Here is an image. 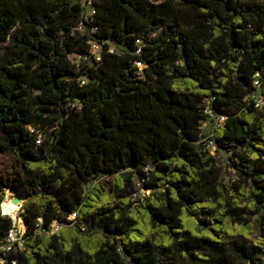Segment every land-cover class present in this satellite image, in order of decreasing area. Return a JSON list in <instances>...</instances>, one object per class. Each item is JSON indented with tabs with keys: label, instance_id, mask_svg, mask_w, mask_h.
Instances as JSON below:
<instances>
[{
	"label": "trees",
	"instance_id": "trees-1",
	"mask_svg": "<svg viewBox=\"0 0 264 264\" xmlns=\"http://www.w3.org/2000/svg\"><path fill=\"white\" fill-rule=\"evenodd\" d=\"M93 4L0 0V154L19 165L1 253L8 189L26 196L16 264H263L264 0ZM92 38L114 52L79 69Z\"/></svg>",
	"mask_w": 264,
	"mask_h": 264
},
{
	"label": "built area",
	"instance_id": "built-area-1",
	"mask_svg": "<svg viewBox=\"0 0 264 264\" xmlns=\"http://www.w3.org/2000/svg\"><path fill=\"white\" fill-rule=\"evenodd\" d=\"M85 9H86L85 13L87 17H92L94 15L95 12H94L93 0H88ZM97 30L98 29L96 27H93L91 29V32L96 33ZM104 43L106 44L107 42L106 41L101 42L96 38H92V40L90 41L89 53L85 55L74 54L71 57V61L74 64H76L79 69L83 68L85 64L89 66H94L95 64L101 63L103 54L105 52H110V53L114 52L113 47L109 48V50H106ZM108 44L110 45V43ZM138 66L140 70H142L143 65L141 63H138ZM255 78H256L254 82L255 89L252 91L249 98L255 101L256 107H259L261 105H264V91L259 81V75L257 74ZM86 82H87V78L83 77L80 83L81 85H85ZM205 115L207 116V118L203 121V125H202L201 135L203 137L201 143L204 146H206L213 154H215L218 150V146L214 138L217 130L225 125L227 117L225 115L215 114L214 111L210 108L205 110ZM215 150L216 152H214ZM53 227H54V231H57L60 227V224L58 222H55ZM24 235L25 233L24 234L15 233V230L10 232L7 245L3 248V252L5 255H3L0 251V264H16V261L11 260L8 256L12 252H16L18 250L23 251L25 249Z\"/></svg>",
	"mask_w": 264,
	"mask_h": 264
},
{
	"label": "rangeland",
	"instance_id": "rangeland-1",
	"mask_svg": "<svg viewBox=\"0 0 264 264\" xmlns=\"http://www.w3.org/2000/svg\"><path fill=\"white\" fill-rule=\"evenodd\" d=\"M77 2L81 3L83 6H86L88 0H76ZM216 152V150L214 151ZM217 154V152L215 153ZM19 171V165L15 159L14 156L10 154H0V177L3 176H14L15 173ZM145 190V189H144ZM142 190L141 191V197L144 196L146 191ZM22 205H19L18 211L14 218L18 220V229L15 231L17 234H24L26 232V225L24 218L20 217V210H21ZM6 208V207H5ZM4 213V211H3ZM74 216H72L70 219H73ZM23 221V222H22ZM263 264H264V259H263Z\"/></svg>",
	"mask_w": 264,
	"mask_h": 264
},
{
	"label": "bare ground",
	"instance_id": "bare-ground-1",
	"mask_svg": "<svg viewBox=\"0 0 264 264\" xmlns=\"http://www.w3.org/2000/svg\"><path fill=\"white\" fill-rule=\"evenodd\" d=\"M18 198L21 200H24L26 197H25L24 193L15 194L12 191L6 189V203H7V205L5 208V213L11 215L12 217L16 215L18 208H19V206L14 203L15 200H17ZM13 219H15L17 221L16 218L13 217Z\"/></svg>",
	"mask_w": 264,
	"mask_h": 264
},
{
	"label": "water",
	"instance_id": "water-1",
	"mask_svg": "<svg viewBox=\"0 0 264 264\" xmlns=\"http://www.w3.org/2000/svg\"><path fill=\"white\" fill-rule=\"evenodd\" d=\"M25 197H26V196H25ZM25 200H26V198H25L24 200H21V199L18 198L17 200H15L14 203H15L16 205H18V206H19V205H23V203L25 202ZM12 219H13V218H12ZM13 220L16 222L15 219H13Z\"/></svg>",
	"mask_w": 264,
	"mask_h": 264
}]
</instances>
